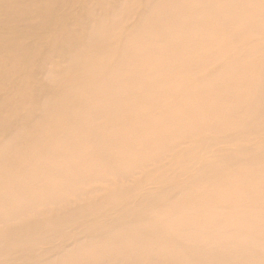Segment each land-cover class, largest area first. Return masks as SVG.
Instances as JSON below:
<instances>
[{
    "label": "bare ground",
    "instance_id": "6f19581e",
    "mask_svg": "<svg viewBox=\"0 0 264 264\" xmlns=\"http://www.w3.org/2000/svg\"><path fill=\"white\" fill-rule=\"evenodd\" d=\"M0 264H264V0H0Z\"/></svg>",
    "mask_w": 264,
    "mask_h": 264
}]
</instances>
